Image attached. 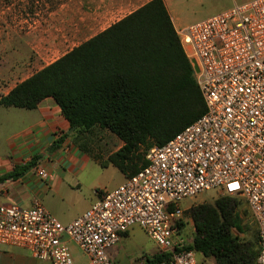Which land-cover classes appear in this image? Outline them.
<instances>
[{"label":"built area","instance_id":"1","mask_svg":"<svg viewBox=\"0 0 264 264\" xmlns=\"http://www.w3.org/2000/svg\"><path fill=\"white\" fill-rule=\"evenodd\" d=\"M176 33L204 113L149 148L146 165L119 186L96 190L97 200L67 224L39 199L27 208L0 205V245L49 264H76L71 242L85 258L79 264H114L107 249L138 227L168 254L156 264H199L195 252L183 249L193 223L181 202L215 190L216 198L245 201L257 224L254 264H264V0L233 3ZM37 175L48 176L43 169Z\"/></svg>","mask_w":264,"mask_h":264},{"label":"trees","instance_id":"2","mask_svg":"<svg viewBox=\"0 0 264 264\" xmlns=\"http://www.w3.org/2000/svg\"><path fill=\"white\" fill-rule=\"evenodd\" d=\"M49 97L74 132L97 127L123 142L104 163L125 177L146 165L149 148L165 144L205 111L163 0H150L19 82L1 97L0 106L31 110ZM187 214L194 231L184 250L216 264L255 263L258 232L251 240L233 234L245 232L234 198L197 204ZM167 258L157 252L145 264Z\"/></svg>","mask_w":264,"mask_h":264},{"label":"crops","instance_id":"3","mask_svg":"<svg viewBox=\"0 0 264 264\" xmlns=\"http://www.w3.org/2000/svg\"><path fill=\"white\" fill-rule=\"evenodd\" d=\"M5 1L0 0V4ZM149 1L82 0L81 20L77 19V14L72 12L67 2L50 15V48L69 47L61 57ZM163 2L168 10V0ZM168 12L175 30L178 29L170 10ZM60 33L65 36L63 40L59 38ZM8 37L9 40L0 41V99L16 84L59 58L44 65L38 61L33 62L28 57L27 42L21 40V34H8ZM6 49L12 52L6 53ZM34 50L38 52L37 48ZM74 131L50 97L40 101L31 110L0 106V205L27 208L33 199H39L45 209L62 224L80 217L97 200L95 191L103 189L92 187L90 182L97 175L96 167L100 162L96 156L81 148L78 142L83 139V135ZM112 137L115 152L123 142ZM55 143H58L56 149L53 148ZM110 154L105 155L104 159ZM38 169L46 171L47 178L39 177ZM13 172L15 177L5 179V176ZM120 174L117 186L126 178ZM83 185L86 193L82 191ZM125 235L128 232L122 234L120 239ZM68 244L74 262L82 263L84 256L74 244ZM0 264L49 263L32 258L23 248L0 245Z\"/></svg>","mask_w":264,"mask_h":264},{"label":"rangeland","instance_id":"4","mask_svg":"<svg viewBox=\"0 0 264 264\" xmlns=\"http://www.w3.org/2000/svg\"><path fill=\"white\" fill-rule=\"evenodd\" d=\"M247 0H168L167 7L170 10L178 29L210 17L220 11L228 9L233 3H242ZM72 7V12L77 14L78 20L82 17V0H6L0 4V41L9 40V35L21 34V40L27 42V53L31 61H38L41 65L51 62L59 57L69 47L60 49L50 48L51 13L66 3ZM81 6V7H80ZM177 30V29H176ZM64 34H59L63 40ZM55 36V34H54ZM32 44V45H31ZM31 46H34V48ZM37 48L38 52L34 49ZM12 52L6 49V53ZM107 130L94 128L90 133L80 134L83 139L78 144L90 155L99 160L97 175L90 180L92 187L103 190H112L121 179V174L110 164L105 165V155L110 154L116 148ZM112 137V138H114ZM83 193L86 187L83 185ZM215 190L203 192L193 199L181 202L184 214L193 206L201 203H211L216 199ZM237 202V216L245 228L244 233L233 230V234L241 239L251 240L256 236L257 224L254 221L243 199H235ZM192 224V223H191ZM193 225L186 226L184 237L189 242L193 234ZM159 251L158 246L138 227H132L116 244L108 249V256L114 264H136L141 258H151ZM199 264H216L212 258H203L195 253Z\"/></svg>","mask_w":264,"mask_h":264},{"label":"water","instance_id":"5","mask_svg":"<svg viewBox=\"0 0 264 264\" xmlns=\"http://www.w3.org/2000/svg\"><path fill=\"white\" fill-rule=\"evenodd\" d=\"M75 129L74 127L71 128V130Z\"/></svg>","mask_w":264,"mask_h":264}]
</instances>
